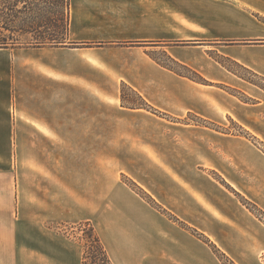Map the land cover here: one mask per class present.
<instances>
[{
  "label": "crops",
  "instance_id": "1",
  "mask_svg": "<svg viewBox=\"0 0 264 264\" xmlns=\"http://www.w3.org/2000/svg\"><path fill=\"white\" fill-rule=\"evenodd\" d=\"M54 2L58 15L69 18L62 45L0 47V264H83L84 248L66 230L70 222H91L112 264H224L209 244L116 179L115 124L124 118L114 116V107L143 113L122 106L127 91L173 116L226 109L252 130L263 125L264 107L245 115L218 93L220 85L241 87L243 79L212 54L264 77V0ZM163 44L208 83L163 66L150 53ZM100 106L111 115L100 117ZM259 130L264 133L263 126ZM186 167L173 170L188 174ZM183 177L190 188L183 185V195L178 186L170 192L187 205L186 220L211 213L221 229L211 237L221 248L240 262L248 252L259 255L263 228L248 226L247 215L232 206L198 211L193 193L209 197L208 190ZM154 196L166 199L161 190ZM235 228L241 236L231 238L232 247L225 237Z\"/></svg>",
  "mask_w": 264,
  "mask_h": 264
},
{
  "label": "rangeland",
  "instance_id": "2",
  "mask_svg": "<svg viewBox=\"0 0 264 264\" xmlns=\"http://www.w3.org/2000/svg\"><path fill=\"white\" fill-rule=\"evenodd\" d=\"M37 8H44V13H40ZM1 9L2 42L16 43V46H37L38 41L50 38L64 41L67 21H64L62 14L58 15L59 6L54 0L48 3L42 0H4ZM153 46L150 53L163 66L200 83H208L198 72L170 57L162 48L164 44ZM212 57L243 79L238 80L243 87L222 84L218 93L230 98L234 102L233 106L242 108L244 114L252 108L264 107V77L228 59L214 54ZM122 106L144 111L134 116L120 111L119 105L114 107V116L124 118L123 124H118L117 119L115 124L116 179L174 223L209 244L224 264H254L257 261L264 264V248H258L259 255L248 252L243 262L221 248L211 237L221 231L216 223H220L219 219L206 212L205 216L190 215L186 220L187 205L181 204L178 197H173V200L170 192L172 186H178L183 195V185L190 186L183 176H192L210 195L205 197L200 190L194 191L195 200H199L194 204L198 211H204L205 206L218 210L216 203L232 206L247 215V219H250L247 220L248 226L250 223L258 224L264 230V133L261 134L259 130L264 124L255 125L252 130L253 126L245 122L241 115H229L226 109L216 110L218 113L214 112L211 116L193 113L177 117L155 110L142 96L127 91L122 92ZM107 115H111V109L100 106V117ZM105 147L106 141L100 139V149ZM207 151V157L203 156ZM177 164H186L189 173L175 172L173 166ZM159 190L164 193L165 200L154 196V192ZM167 199L175 204L164 203ZM228 223L234 226L233 222ZM83 224L85 222H70L66 230L80 241L84 251H88L90 242ZM234 231L236 228L225 237L232 247L235 243L231 238L241 236L235 235Z\"/></svg>",
  "mask_w": 264,
  "mask_h": 264
},
{
  "label": "trees",
  "instance_id": "3",
  "mask_svg": "<svg viewBox=\"0 0 264 264\" xmlns=\"http://www.w3.org/2000/svg\"><path fill=\"white\" fill-rule=\"evenodd\" d=\"M4 0H0V18L2 14V3ZM68 4V0H67ZM68 16V15H67ZM1 21H0V46L2 47H10V46H16V43L9 44L8 42H2L1 41ZM66 35H68V29H69V18L67 17V23H66ZM53 36V35H52ZM64 41L57 40V38H50L49 40L45 41H38L36 44L37 46H45V45H53L58 46L62 45ZM83 226L86 227L85 233L87 234V237L89 238L90 247L89 250L84 251L83 255V264H112V261L99 237L97 234L95 228L89 223L85 222ZM88 226V227H87Z\"/></svg>",
  "mask_w": 264,
  "mask_h": 264
}]
</instances>
